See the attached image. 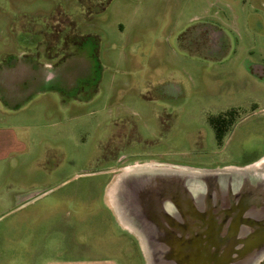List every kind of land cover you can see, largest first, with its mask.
Here are the masks:
<instances>
[{
    "label": "rangeland",
    "instance_id": "1",
    "mask_svg": "<svg viewBox=\"0 0 264 264\" xmlns=\"http://www.w3.org/2000/svg\"><path fill=\"white\" fill-rule=\"evenodd\" d=\"M263 159L264 0H0V264H146L117 173Z\"/></svg>",
    "mask_w": 264,
    "mask_h": 264
},
{
    "label": "water",
    "instance_id": "2",
    "mask_svg": "<svg viewBox=\"0 0 264 264\" xmlns=\"http://www.w3.org/2000/svg\"><path fill=\"white\" fill-rule=\"evenodd\" d=\"M107 199L146 264L264 261V159L213 170L134 164Z\"/></svg>",
    "mask_w": 264,
    "mask_h": 264
},
{
    "label": "flooded vegetation",
    "instance_id": "3",
    "mask_svg": "<svg viewBox=\"0 0 264 264\" xmlns=\"http://www.w3.org/2000/svg\"><path fill=\"white\" fill-rule=\"evenodd\" d=\"M225 114H228V113H225ZM225 114H223L224 115L223 117H220L218 119H213V120L209 121L210 122V126L212 127V130L214 132V136H215V132H219V133L223 134V136L226 135L227 129H228L227 126H226V120H227L228 116L227 115L225 116ZM117 159H118L117 163L119 164L120 167H121V164L124 161H126L125 158H122V159L117 158ZM135 161L136 160H133L132 162H135ZM125 164H127V162Z\"/></svg>",
    "mask_w": 264,
    "mask_h": 264
},
{
    "label": "trees",
    "instance_id": "4",
    "mask_svg": "<svg viewBox=\"0 0 264 264\" xmlns=\"http://www.w3.org/2000/svg\"><path fill=\"white\" fill-rule=\"evenodd\" d=\"M220 117H221V116H220ZM222 137H223V134H221V133H219V132H215V139H216L218 142H221Z\"/></svg>",
    "mask_w": 264,
    "mask_h": 264
},
{
    "label": "crops",
    "instance_id": "5",
    "mask_svg": "<svg viewBox=\"0 0 264 264\" xmlns=\"http://www.w3.org/2000/svg\"><path fill=\"white\" fill-rule=\"evenodd\" d=\"M13 70V68H10V67H7L6 69H5V71H12Z\"/></svg>",
    "mask_w": 264,
    "mask_h": 264
}]
</instances>
